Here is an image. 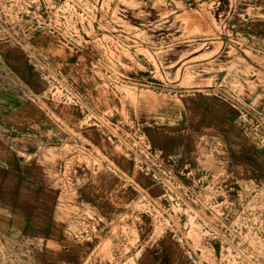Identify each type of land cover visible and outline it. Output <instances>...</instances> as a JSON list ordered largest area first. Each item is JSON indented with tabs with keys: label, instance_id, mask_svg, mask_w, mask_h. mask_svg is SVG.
<instances>
[{
	"label": "rangeland",
	"instance_id": "obj_1",
	"mask_svg": "<svg viewBox=\"0 0 264 264\" xmlns=\"http://www.w3.org/2000/svg\"><path fill=\"white\" fill-rule=\"evenodd\" d=\"M0 92L40 102L58 131L98 129L112 153L140 155L125 158L140 202L117 207L128 219L102 225L82 263L166 264L178 253L188 264H264V0H0ZM197 92L233 102L240 121L218 130L176 116ZM74 108L72 121L58 113ZM166 128L168 153L147 134ZM55 147L44 146L45 162ZM152 151L175 159L178 203L148 202L163 187L135 164ZM15 248L1 264L17 263Z\"/></svg>",
	"mask_w": 264,
	"mask_h": 264
},
{
	"label": "crops",
	"instance_id": "obj_2",
	"mask_svg": "<svg viewBox=\"0 0 264 264\" xmlns=\"http://www.w3.org/2000/svg\"><path fill=\"white\" fill-rule=\"evenodd\" d=\"M6 69L22 87H27L23 77H16L13 64ZM215 94H183L176 116L190 122H212L210 125L218 130L239 122L241 116L235 104ZM94 97L103 104L109 102L101 90ZM74 109H59L58 113L72 121L78 111ZM50 130L55 131L52 137L48 136ZM95 130L97 133L84 131L79 136L58 131L56 124L46 118L40 102L0 92V253L16 245L15 249L21 250L16 264H85L82 261L90 245L88 240L108 228L102 225L115 217L121 222L128 219L126 208L120 211L117 207L140 202L134 194L139 184L126 177L127 172L135 178L133 163L125 161L131 153H112L108 133ZM153 130L147 132L150 141L168 153L169 131ZM66 142L70 150L64 149ZM55 144L56 162H45L44 146ZM109 158L121 170L116 176ZM136 181L140 183L141 178L138 176ZM160 201L168 200L164 201L163 195L148 199ZM166 262L188 264L178 253Z\"/></svg>",
	"mask_w": 264,
	"mask_h": 264
},
{
	"label": "built area",
	"instance_id": "obj_3",
	"mask_svg": "<svg viewBox=\"0 0 264 264\" xmlns=\"http://www.w3.org/2000/svg\"><path fill=\"white\" fill-rule=\"evenodd\" d=\"M131 153V152H130ZM160 153V152H159ZM135 156H140L138 153H131ZM151 158L148 161L147 159H141L139 157V161H136V167L140 172H143L146 176H150L151 180L158 183L163 187V197H165L168 201L178 203L179 197L175 196L171 192L170 185L172 182V175L174 172V167H176L175 159L167 158L164 159L165 162L158 161V155L156 152H151ZM162 155V154H160Z\"/></svg>",
	"mask_w": 264,
	"mask_h": 264
}]
</instances>
